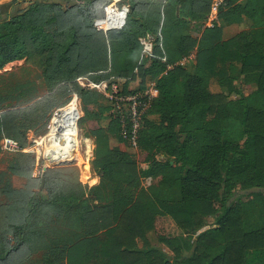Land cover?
<instances>
[{
    "label": "trees",
    "instance_id": "obj_1",
    "mask_svg": "<svg viewBox=\"0 0 264 264\" xmlns=\"http://www.w3.org/2000/svg\"><path fill=\"white\" fill-rule=\"evenodd\" d=\"M60 1L31 0L0 20V69L24 58L40 70L47 89L20 107H7L12 97L0 92V140L26 147L32 132L46 127V112L76 94L95 141L91 167L100 183L88 188L70 164L44 165L33 176L35 153L15 152L0 172V264H31L38 251L39 264H264V44L250 31L222 35L224 23L264 11V0H224L220 24L203 29L211 0H127L123 27L106 33L93 19L110 0ZM161 14L165 51L156 42L155 56L137 63L138 38L156 32ZM121 42L136 63L125 60L116 72L109 56L111 45ZM191 53L194 61L178 63ZM100 70L94 79L116 75L125 93L155 79L159 93L133 146L107 99L74 82ZM212 77L226 92L211 90ZM247 83L255 85L251 94L243 91ZM103 117L109 118L105 125ZM13 176L24 184L14 186ZM148 176L153 182L144 189ZM210 216L213 224L198 232ZM161 218L176 233L165 231Z\"/></svg>",
    "mask_w": 264,
    "mask_h": 264
},
{
    "label": "built area",
    "instance_id": "obj_2",
    "mask_svg": "<svg viewBox=\"0 0 264 264\" xmlns=\"http://www.w3.org/2000/svg\"><path fill=\"white\" fill-rule=\"evenodd\" d=\"M223 1L224 0H211L209 14L206 20L202 23L200 27L201 29L206 26L213 27L215 23H217L219 7ZM128 10L129 6L122 2V0H112L110 3L104 5L102 9L97 10V15L93 19V26L105 33L110 30H119L123 27ZM119 16H121V20H119ZM157 38H159L158 41H156ZM138 40L142 45L139 58L140 61L147 56H155L153 53L154 44L157 42L159 46L163 48L161 27L156 34L146 33L145 35L140 36ZM160 58L162 61H166L165 54ZM192 58L193 53L183 57L184 61L187 59L192 60ZM167 67L171 68L172 65L169 64ZM101 72L102 70L90 71L86 74L78 75L75 77L74 82L82 88L95 90L101 93L107 99L111 105L110 112L119 119L121 135L132 145H135L145 114L152 102L158 96L159 90L156 82L151 81L144 89L125 93L122 91L121 86L123 80L116 75H110L106 79L99 80L93 78ZM77 97L76 94L73 95L69 102ZM67 104L61 107H56L52 110L45 127V134L41 138H31V143L26 147H21L16 141L4 137L0 140L1 148L13 152H34L38 163L42 162L40 161V155H44L46 159L49 160L53 153L52 151L55 149V145L61 144V146H63L62 144L64 143L63 140L65 139L66 131H71L73 127L77 128L78 120L81 117L77 109L65 110ZM40 146L44 149V154L42 153ZM42 163L45 164L44 162Z\"/></svg>",
    "mask_w": 264,
    "mask_h": 264
},
{
    "label": "rangeland",
    "instance_id": "obj_3",
    "mask_svg": "<svg viewBox=\"0 0 264 264\" xmlns=\"http://www.w3.org/2000/svg\"><path fill=\"white\" fill-rule=\"evenodd\" d=\"M56 1H59V0H56ZM79 1L78 0H61L60 2L63 6H65L68 4L78 3ZM111 1L112 0H110L106 4L110 3ZM30 2L31 0H5V1L0 0V20L8 19L10 15L28 6ZM122 2L128 5L127 0H122ZM104 5L100 6L99 9H102ZM162 21H163V15L161 14V19L159 22L158 29L162 27L161 25ZM158 29L156 30L155 34L157 33ZM162 35H163V32H162ZM158 40L159 38L156 39V41ZM126 48H127V43L125 42H121L120 44H117L116 48L113 45H111V49H112L111 58L113 59L112 66H111L112 71L117 72V71L124 70L125 64H126L124 63L125 60L127 62L126 66L131 67L136 63L134 57L130 58L129 55H126V52H125ZM114 52H117L115 56H114ZM254 86L255 85L253 84L244 85L243 90L246 93L251 94L253 90H255ZM218 87L219 86L217 82L214 81L213 83H211L210 88L212 91L217 92L219 90ZM0 92L9 94L12 97V100H10V102H7V105H6L7 107H10L13 105H15L16 107H20V106L30 105L34 101L39 100L42 96L47 94V89H46L45 84L42 82V78L40 76V70L30 64H27L25 62V59L23 58V59L9 62L2 69H0ZM30 99H33V100L30 101ZM78 101L79 103L75 101L73 104L75 109H77L78 107L77 111L81 116L80 119L78 120L77 128L73 127L72 130L69 131L68 135H66L64 139L66 143H69L68 145H70L71 148L72 146L75 147V149H73L74 152H57V153L52 154L49 160H47L44 155H40L39 157H40V161L44 162L49 167L50 166H60L61 164H67V163H70L72 166H74L75 163L81 164L83 174H86L89 177V174H90L89 172H91V169H92L91 161L94 158L95 141H94V138L90 136L88 127L86 124V118L83 117L84 110L81 104V100H78ZM105 101L106 99L104 97L101 98L102 104H105L106 103ZM68 105L69 103L65 107H68ZM50 113L51 112H46L47 117L50 116ZM48 119L49 118H47V122H48ZM106 119L107 117H103L101 121L106 122ZM36 125H38V123ZM44 134H45V128L44 129L38 128L37 132H34V131L32 132L30 136V141H31V138H34V137L41 138ZM123 139L126 141L124 137ZM113 141L117 143L116 139H113ZM129 144L133 146L131 143ZM40 149L42 150V153L44 154V149H42V146H40ZM14 154L15 152L3 149L1 148V145H0V172H3L6 169V163L14 156ZM159 158L165 159L164 157H161V156H159ZM142 165L146 167V164L145 165L142 164ZM76 167L78 168L77 171H78L79 180H81L83 179L82 172L78 166ZM33 176H39V175H33ZM24 182H25V179L22 177L13 176L12 178V183L14 186H17V187L22 186ZM152 182L153 180L151 179L150 176L142 178L143 188L144 189L149 188ZM1 200L2 198L0 199V201ZM205 221H206V225L199 231H202L203 229L210 227L213 224L214 219L213 217L210 216L206 218ZM158 223L163 229H165V231L168 230L167 232H169L170 234L171 233L174 234L177 231L175 225L167 218L166 219L161 218ZM149 236L153 242L156 240L155 239L156 235L154 232L150 233ZM138 243L139 245H141V240L138 239ZM40 257H41V252L38 251V252L33 253V255L31 256V259H29L28 261L31 264H39L41 261Z\"/></svg>",
    "mask_w": 264,
    "mask_h": 264
},
{
    "label": "crops",
    "instance_id": "obj_4",
    "mask_svg": "<svg viewBox=\"0 0 264 264\" xmlns=\"http://www.w3.org/2000/svg\"><path fill=\"white\" fill-rule=\"evenodd\" d=\"M2 1H5V0H2ZM244 1L245 0H240V2H242V3ZM216 22L218 24H220L219 23V19H217ZM241 31H250L254 37H256L257 39H259L260 41H262L263 44H264V11H261V10L252 11V16H250V17L247 16V15H240V16H237L236 17V20L228 21V22L224 23V25L222 26L223 39L230 38V37L238 34ZM190 32L192 34L196 35V36H199L200 35V32H197L196 29H191ZM164 51H165V49H164ZM139 57H140V55H139ZM109 58H110V67L109 68L111 69L112 58H111V56H109ZM194 60H195V53H193V58H192V61H194ZM137 63H139V58L137 59ZM178 63L184 65L185 64V61H184L183 58H181L178 61ZM151 81H154L155 82V79H147L146 84H148ZM214 81L217 82V79L214 78V77L210 78V81H209L210 82V86H211V83H213ZM247 84H249V83H247ZM247 84H242V88L244 87V85H247ZM218 86H219L218 87L219 88L218 91L226 92V87L220 86L219 84H218ZM245 94H248V93L245 92ZM75 100L77 101L79 99H75ZM149 118H152L154 120H157L158 119V116L157 115H150ZM108 120H109V118L107 117L106 122L101 121V124H104V125L107 124ZM111 144L112 145H117L121 149L127 148V146L125 145L124 142H120L118 140H117V143H115L113 141V139H112L111 140ZM39 164H40V166H39ZM69 164L70 163L61 164V165L64 166V165H69ZM142 164L145 165L146 163H140L139 166L141 168H146L147 167V164H146V167L143 166ZM44 165H46V164H43L42 162L37 163L36 166H35V168H34V170H33V175H40L42 173V171H43L42 168H43ZM74 166H78L80 168L81 172H82V165L81 164L75 163ZM40 168H41V170H40ZM91 172H89L90 173L89 174V177L86 174H83V172H82V175H83V179L84 180L81 179V181L83 183H85L88 188L95 187V186H97L100 183V175H99V173L96 172L93 168L91 169ZM198 232H200V231H198Z\"/></svg>",
    "mask_w": 264,
    "mask_h": 264
},
{
    "label": "bare ground",
    "instance_id": "obj_5",
    "mask_svg": "<svg viewBox=\"0 0 264 264\" xmlns=\"http://www.w3.org/2000/svg\"><path fill=\"white\" fill-rule=\"evenodd\" d=\"M114 1H117V0H114ZM119 18V20H121L120 18H121V16H119L118 17ZM65 110H73L72 109V107L70 106V105H68V107H65ZM69 131L70 130H67L66 131V135H68V133H69ZM79 131H80V129H79ZM79 131H78V133H79ZM65 135V136H66ZM63 146H61V144H56L55 145V149L52 151L53 153L52 154H54V153H57V152H74V150L73 149H75V147L74 146H72V148L70 147V145H68L69 143H66L65 142V140H63ZM52 156V155H51ZM51 158V157H50ZM139 239V238H138Z\"/></svg>",
    "mask_w": 264,
    "mask_h": 264
},
{
    "label": "water",
    "instance_id": "obj_6",
    "mask_svg": "<svg viewBox=\"0 0 264 264\" xmlns=\"http://www.w3.org/2000/svg\"><path fill=\"white\" fill-rule=\"evenodd\" d=\"M79 1V0H78ZM177 9H178V7H177Z\"/></svg>",
    "mask_w": 264,
    "mask_h": 264
}]
</instances>
